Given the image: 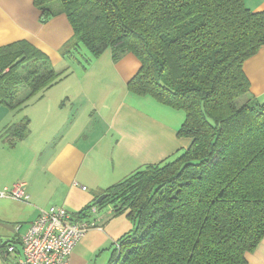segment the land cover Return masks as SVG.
<instances>
[{
    "label": "trees",
    "instance_id": "obj_1",
    "mask_svg": "<svg viewBox=\"0 0 264 264\" xmlns=\"http://www.w3.org/2000/svg\"><path fill=\"white\" fill-rule=\"evenodd\" d=\"M34 4L46 18L59 11L70 20L74 36L60 50L70 65L57 70L28 40L0 46V105L22 111L75 65L86 68L110 49L116 61L133 53L141 62L131 93L185 113L179 135L192 139L187 149L142 166L105 189L102 202L103 193L73 212L92 221L110 207L133 222L108 264H248L246 254L264 238V100L250 97L244 64L264 45V10L244 0ZM29 124L25 117L1 137L20 140ZM17 240L0 247L5 259Z\"/></svg>",
    "mask_w": 264,
    "mask_h": 264
},
{
    "label": "crops",
    "instance_id": "obj_2",
    "mask_svg": "<svg viewBox=\"0 0 264 264\" xmlns=\"http://www.w3.org/2000/svg\"><path fill=\"white\" fill-rule=\"evenodd\" d=\"M244 2L253 11L264 10V0ZM73 36L65 13L46 18L34 0H0V46L28 40L63 70L70 61L60 50ZM140 66L133 53L116 61L110 50L86 68L75 65L22 111L0 105V191L22 181L30 196L27 201L0 197V247L20 240L40 209L59 205L78 212L135 170L191 145L190 137L179 135L185 117L181 110L129 91L128 82ZM244 70L250 97L264 100V45L246 60ZM25 117L30 131L24 138L13 142L1 137L6 126ZM110 214L108 209L95 216L97 226L74 247L69 264H89L90 255L103 248L104 264L109 262L114 241L130 228L126 213L107 219ZM19 240L14 242L17 252L7 259L0 251V264L15 263L22 250ZM246 258L248 264H264V238Z\"/></svg>",
    "mask_w": 264,
    "mask_h": 264
},
{
    "label": "built area",
    "instance_id": "obj_3",
    "mask_svg": "<svg viewBox=\"0 0 264 264\" xmlns=\"http://www.w3.org/2000/svg\"><path fill=\"white\" fill-rule=\"evenodd\" d=\"M0 197L27 201L30 196L25 182L20 181L1 190ZM96 226L95 219H76L64 206L40 209L38 217L21 237L22 250L14 264H69L74 247ZM7 251L17 252L16 244L9 243Z\"/></svg>",
    "mask_w": 264,
    "mask_h": 264
},
{
    "label": "rangeland",
    "instance_id": "obj_4",
    "mask_svg": "<svg viewBox=\"0 0 264 264\" xmlns=\"http://www.w3.org/2000/svg\"><path fill=\"white\" fill-rule=\"evenodd\" d=\"M110 51V49H108L107 51H105V52H109ZM61 69V68H60ZM181 112H183L184 113V111H181ZM184 115H185V113H184ZM108 209H111L110 207H108L104 212H107L108 211ZM111 212H112V209H111ZM123 214H125V213H121V214H118V215H123ZM117 216V214H115V215H113L112 213L109 215V217H106L107 219L108 218H114V217H116ZM127 216V215H126ZM128 221L130 222V228L128 229V231L127 232H129V231H131L132 229H133V222L128 218ZM25 227V224L24 225H21L20 226V228H24ZM127 232H125V233H127ZM22 233V232H21ZM124 233V234H125ZM124 234H122L121 236H123ZM121 236L119 237V238H121ZM118 238V239H119ZM12 239V238H11ZM118 239L116 240V241H114V243L115 242H117L118 241ZM110 250V249H109ZM107 254V250L105 249V248H103L101 251H99V252H97L94 256H92V255H90V257H91V261H90V263L89 264H104L107 260H104V256ZM105 261V262H104ZM106 264H108V262L106 263Z\"/></svg>",
    "mask_w": 264,
    "mask_h": 264
},
{
    "label": "water",
    "instance_id": "obj_5",
    "mask_svg": "<svg viewBox=\"0 0 264 264\" xmlns=\"http://www.w3.org/2000/svg\"><path fill=\"white\" fill-rule=\"evenodd\" d=\"M107 196V194L103 193L97 198V202L100 203Z\"/></svg>",
    "mask_w": 264,
    "mask_h": 264
}]
</instances>
